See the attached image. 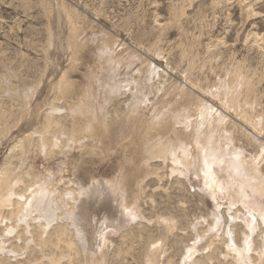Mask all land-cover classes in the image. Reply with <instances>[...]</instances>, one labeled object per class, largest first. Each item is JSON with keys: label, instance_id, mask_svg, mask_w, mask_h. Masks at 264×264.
I'll use <instances>...</instances> for the list:
<instances>
[{"label": "rangeland", "instance_id": "obj_1", "mask_svg": "<svg viewBox=\"0 0 264 264\" xmlns=\"http://www.w3.org/2000/svg\"><path fill=\"white\" fill-rule=\"evenodd\" d=\"M85 100L94 138L72 142L56 126L70 127L66 110ZM184 116L183 134L220 117L224 147L264 173V0H0L1 179L17 192L51 186L62 214L75 205L82 252L62 264H154L147 246L168 212L179 220L171 260L157 264H183L190 245L191 264H232L223 226L196 236L215 210L203 178L157 157ZM35 243L26 236L10 256H42Z\"/></svg>", "mask_w": 264, "mask_h": 264}, {"label": "bare ground", "instance_id": "obj_2", "mask_svg": "<svg viewBox=\"0 0 264 264\" xmlns=\"http://www.w3.org/2000/svg\"><path fill=\"white\" fill-rule=\"evenodd\" d=\"M69 107L66 111L70 113L73 122L70 127L66 124L61 125V122L58 123L56 126L58 131L68 133L72 142H87L90 138H94L97 119L92 113V106L85 100L79 107L75 105ZM55 108L62 109L59 106ZM203 119L206 120L205 117ZM220 120V117L216 121L210 120L208 133L200 132L203 123L197 121L190 125L193 130L186 134L176 129L177 124H184L186 126L184 128L189 129L186 116L172 122V126L168 129L173 132V135L167 141L158 144L157 157L165 162L173 163L172 173L179 172L181 175H187V172L191 171L194 175L202 177L204 188H207L214 199L215 210L209 213L211 221L207 228L202 224L196 231V236L203 238L209 232L224 227L220 240L227 246V255L233 252L232 264H264V173L244 158L242 152L232 153L224 147L225 121L220 122ZM84 136L85 140H83ZM61 140L64 141L63 135ZM183 166L189 171H183ZM219 169L228 170V181L221 179ZM1 177L3 174H0V223L4 225V230L0 233V264H22L23 262L42 264V258L48 260L47 264H62L65 257L71 258L73 254L81 255L82 247L75 237L80 236L83 240V236L82 230L73 220V216L77 214L75 205L67 214H62L52 197L51 186L40 183L32 191H29L31 186L23 192H17L10 184V179H1ZM232 192L238 196L237 200L232 196ZM4 208L7 210H3ZM127 212L126 220L130 221L133 215L129 208ZM33 213H35L34 216H32ZM176 216L171 212L158 215V223L161 224L158 237L147 246L148 254H146L148 260L154 264L161 260L162 255L167 258V261L171 260V254L168 253L170 249L168 239L174 233L179 221ZM26 236L30 238V241H38L35 244L42 256L30 259V254H27V258L15 260V257L10 254L19 256L25 253V250L23 252L20 250L22 245L18 242L24 241ZM12 238L16 243H11V246L7 247L6 243ZM28 243L29 241L25 242L24 249L27 248ZM171 244V247H174L175 241ZM213 244L215 245V240L210 239L208 246ZM13 245L16 247H12ZM214 248L218 249L216 245ZM198 250L197 246L190 245L182 263L186 264L187 258H190L189 264L196 262L195 254ZM70 263L73 264L72 260Z\"/></svg>", "mask_w": 264, "mask_h": 264}]
</instances>
